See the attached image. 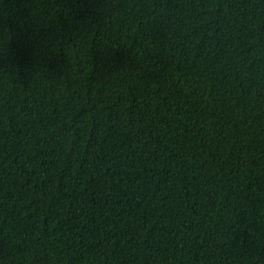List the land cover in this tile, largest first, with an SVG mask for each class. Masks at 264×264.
Returning <instances> with one entry per match:
<instances>
[{
  "label": "trees",
  "instance_id": "obj_1",
  "mask_svg": "<svg viewBox=\"0 0 264 264\" xmlns=\"http://www.w3.org/2000/svg\"><path fill=\"white\" fill-rule=\"evenodd\" d=\"M0 264H264V0H0Z\"/></svg>",
  "mask_w": 264,
  "mask_h": 264
}]
</instances>
